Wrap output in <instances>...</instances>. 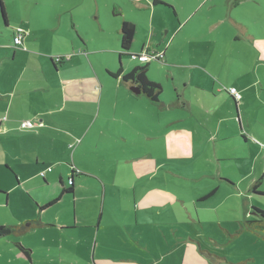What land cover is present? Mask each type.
Here are the masks:
<instances>
[{"label":"rangeland","instance_id":"rangeland-1","mask_svg":"<svg viewBox=\"0 0 264 264\" xmlns=\"http://www.w3.org/2000/svg\"><path fill=\"white\" fill-rule=\"evenodd\" d=\"M134 1L141 0H5L9 26H6L4 22L0 7V29L3 31L0 33V45H11L13 30L21 28L28 36L31 30L42 28L45 34L38 37L29 50H39L40 48L46 52L55 53L61 42L59 32L65 29L66 22H69L73 31L77 29V27L76 29L72 27L73 16H75L78 26H82L85 20H92L96 23L103 20V26L105 25L107 29L110 28L111 21H116L118 25L122 19L134 21L136 39L133 51L138 52L143 45H147L151 50H158L160 59L151 60L148 75L151 81L163 86L162 101H164L165 108L152 103L145 96L135 99L134 104L129 98L123 97L122 100L127 103L123 110L132 104L142 116L141 119H137L126 128L128 132H131L130 126H133L139 131L136 135L140 137L136 138L137 142L117 139L118 135L111 132L107 125L101 121L108 134L107 145H114L117 142L123 146L114 145L110 149L100 150L104 143L100 146L93 145L90 142L91 133L86 137L84 144H80V139L74 135V139H67L61 134L58 138L62 144H66L67 149L64 145L57 146L56 149L60 153L57 154V158L66 159L63 157L65 151L73 154L78 150L76 156L79 160L76 163L96 172L103 178H108L111 175L109 164L114 162L112 160L116 158L115 156L137 158L138 163H146L148 160L156 161V169L150 170V173L148 172L140 179L144 182L142 186L162 187L163 195L167 198L171 197L172 202L158 213L151 215L149 221L156 219V222L162 223L164 213L169 215V218L172 219L170 222L173 224H163L161 228L160 224L154 221L155 225L151 226L152 228L146 227L147 231L151 232L153 240L150 244L151 248H148L146 253V256L152 259L150 261L162 256L160 252L167 251V247L177 246L175 251L171 250V254L162 261L158 260L157 264H264V232L257 233L249 230L246 226L249 218H256V214L252 210L253 207L264 209V178L256 191L252 189L253 180L261 175L264 176V144L261 140L254 139L258 141V144L248 142V144L238 147L237 140L224 139V136L229 135V131L232 130L231 121L225 118L221 125V121L219 122L210 115V109H213L214 105L210 108L211 103L209 106V102H206L210 96L202 91L210 78L224 89L229 88L231 84L238 86L240 90L248 87L250 89L247 92L249 101L244 102L246 104L243 105V117L245 121L250 120V125L243 124V128L246 126L248 128L244 129L243 135L251 138L255 132V135L261 138L254 122L255 117L264 121V97L262 94L259 95L255 86L260 82L264 84L263 63L260 68H257V64L260 62L258 49L245 35L236 41L232 36L236 32V28H231L227 21H222L223 25H218V30H220L222 38L229 41L218 44L216 40L218 35L215 32L212 40L214 55L210 57V49L206 46L209 44L210 35L209 31L204 34V30L209 29L211 18L217 15L221 16L220 18H226L224 16L226 6L220 2L221 5L216 6L215 10H211L209 6L191 19L192 12H196L195 8L201 6V0H173L174 5L182 9L179 14L181 21L183 22L187 18L188 22V25L179 31L181 26L178 25L177 18L173 14L172 5L168 7L164 3L165 5L160 4L153 7L154 0H148L150 3L147 6L148 9H143L146 6L141 8ZM238 2L243 5L235 11V16L247 23L253 22L254 26L250 31L256 32L257 36H264V0H249L248 2L247 0H238ZM61 16L64 22L62 28L49 29L47 27L50 23L58 22ZM135 16L137 18H134ZM107 29L105 28V33H107ZM53 33L55 42L51 38ZM172 39H174V43H171ZM111 40L114 41V38ZM166 48L167 53L165 54ZM205 51L207 52L206 56L204 55ZM1 60L4 62L0 63V83L13 85L17 79L15 72L21 69L20 64L17 62L18 60L15 61L11 57ZM97 61L100 63L99 59ZM126 66L127 70H130L132 64H126ZM192 66L197 67L193 68ZM252 84L254 87L250 86ZM176 88L180 93L183 91L188 96H192L190 100H187L185 107L182 105L183 102L177 104L174 98ZM193 96H198L201 105L195 102ZM245 97L246 94H244ZM1 103L3 104L0 100ZM112 110H116L114 105L111 107ZM118 111L120 112V109ZM221 114L225 116L222 112ZM0 116L4 120L9 118L3 105L0 107ZM51 118L55 121L53 117ZM220 126L221 128H219ZM225 126L230 129L227 130ZM18 128L28 133L22 132L8 140L4 138V142L0 141V190L8 194L6 202V196L0 193V225H18L29 220H37V217L42 218L45 211L48 219L55 218L63 210L64 205L61 203L60 206H57L59 204L57 203L42 210V205L35 202L36 196L42 198V187L35 188L33 193L26 184L20 182L16 188L14 175L7 168L8 164L5 163V154L8 152L12 156V153L5 149V143L9 149L13 150L24 148L22 145L12 146L13 139L18 140L25 136L32 143L38 142L36 130H24L20 127V123ZM119 128V125L116 124L118 132ZM235 131L239 132L240 130L236 128ZM64 134L68 135L65 131ZM92 146L96 149L90 148ZM243 148H247V150L244 151ZM29 149V151L23 150H27L26 152L32 157H35V153L42 155L43 149L39 146L35 148L30 144ZM248 151L253 158L251 162L249 159H243L247 158ZM236 152H240V154ZM70 162L68 159L67 164ZM9 164L14 167V170H18L23 178L36 173L38 178H34L28 185L39 186L42 179L39 175L42 169L40 166L35 167L33 160H29L27 156L19 155L14 157ZM51 164L55 174L61 171V164L57 166L52 162ZM121 167L124 168H121V176H126L122 179L133 180L129 166L121 165ZM73 170L79 171L76 165ZM220 173L233 179L236 187L222 183ZM54 190L56 191L55 188ZM125 190L122 189L120 195L122 202H127L123 192ZM29 191L33 195H29ZM52 191L51 188L47 192L51 193ZM114 191L112 190L115 196ZM127 191L131 192L129 189ZM110 192L109 188L108 194ZM206 196L208 197L205 198ZM91 203L90 200L82 199L78 204H85L88 208L94 209L95 206ZM107 207H109L108 204ZM128 207L129 203H126V208ZM139 214L144 216L145 211H139ZM197 214H200L201 222L197 220ZM115 230L117 231V229ZM59 231V227L56 229L40 226L23 235L14 234L4 237L0 241V264H31L25 258L24 252L15 246L14 240L29 245L26 246L30 250L31 247H34L31 256L35 260L32 264H49L48 261H42V256H45V251L42 252V244H58ZM168 231L170 232L169 241L164 236V232ZM119 237L123 239L121 236ZM182 238L185 240L183 243ZM69 244L65 248L68 257L71 253L77 258H82L78 264H87L88 261L85 260L88 257L91 258V252L83 246L85 244L70 242ZM122 246L123 243L115 245L117 249L126 252ZM128 252L135 253L136 249H131ZM112 253L115 252L112 250L110 254Z\"/></svg>","mask_w":264,"mask_h":264},{"label":"crops","instance_id":"crops-1","mask_svg":"<svg viewBox=\"0 0 264 264\" xmlns=\"http://www.w3.org/2000/svg\"><path fill=\"white\" fill-rule=\"evenodd\" d=\"M172 1L173 0H154L153 7H157V5L160 4L165 5L164 3H166L168 7L172 5L173 14L177 18L178 25L181 26L179 29L180 31L188 25L187 18L183 22L181 21L179 14L182 9L174 5ZM233 1L234 3L232 4V0H201V6L195 8L196 12H192L191 19L209 6L211 10H215L216 6L221 5L220 3L225 4L224 16H226V18H220L221 16L219 15L211 18L212 22L209 29L204 30V34L209 31L210 35L209 44L206 45L210 49V57L214 55V44L212 40L215 32H217L218 35L216 39L218 44L229 41L228 39L222 38L220 30H218L219 28L217 27L218 25H223L222 21H227L231 28H236L235 34L232 35L236 41H239L245 35L255 44L260 59L257 68H260L262 63L264 66V36H257L256 32L250 31L254 26L253 22L250 24L244 20H239V18L235 16V11L243 4H240L238 0ZM248 1L249 0H247V2ZM3 2L6 10L5 0H3ZM134 2L141 8L146 6V8L143 9H148L147 6L150 4L148 0ZM134 18H137V16ZM91 21L85 20L82 26H78L75 16H73L72 27L75 29L77 27L75 30L76 32L70 28L69 22H66L65 29H63L64 31L62 30L59 32V39L61 42L55 53H49L40 48L39 50H29V47H32L34 41L45 34L42 28L31 30L28 36L24 33L22 43L18 46L14 45L15 30H13L11 45H0V58L5 59L6 57H11L15 61L18 60L17 62L20 64L21 68L18 72H15V74H17V79L13 85L0 83V100L3 102V104H0V107L1 105L5 107L9 117L4 120L2 116H0V137H3L0 138V141L4 142V138L8 140L15 136V134L20 135L22 132L28 133L18 128L19 123L21 127V123L25 120H38L44 123V126L32 129L37 131V143L30 142L25 136L18 140L13 139L11 142L12 146L22 145L24 147L15 148L13 149L14 151L9 149L7 143H5V149H8V151L12 153V156H27L29 160L34 161L35 167L40 166L42 169L41 173L45 172L44 176H42V174L39 175L42 178L39 182V186L28 185L34 178H38L36 173H33V175L27 178H23L18 170L13 169L14 167L9 163H11L14 157L9 155L8 152L5 154V163L8 164H6L7 168H9L14 175V181L16 182L15 186L22 182L26 184L28 189L33 193L35 188L42 187V198L41 196H36V200L33 198L37 204L42 205V210L52 207L57 203H59L57 206H60L61 203L64 204L63 210L59 212L58 216L55 218L48 219L45 211L44 214H42V218L37 217V220H29L18 225L6 224V226L15 229L16 232L0 235V241H2L4 237L13 236L14 234H26L40 226L43 228L56 229L59 227L58 244H42V252L45 251V253L43 252L45 256H42V261H48L50 262L49 264H54L55 262L58 264H68L69 262V264H78V262L82 260V258H77L71 253L69 254L70 257H68L65 253V248L69 242L72 244H85L83 246L91 252V258L88 257L85 260L88 261L87 264H154L155 262L157 264L158 260L162 261L167 255H170L171 250L172 252L175 251L177 246L167 247L166 249L168 250L161 251L160 253L162 256H158V258H155L153 261H150L152 259L146 256L147 250L151 248L150 244L153 241L151 232L147 231L146 227L154 226V221L160 224L161 228L163 224H173L170 222L172 219L169 218V215L164 213V220L162 223L156 222V219H154V221H149L151 215L158 213L163 207L172 202V199H170L171 197L167 198L163 195L161 191V189H163L162 187L142 186L144 182L140 179L148 172L150 173V170L156 169V161L148 160L146 163H138V160H136L137 158H118V156H115L116 158L112 160L114 162L109 164L111 166V175L108 178H103L96 172L76 163L79 160L76 156L78 150L73 154L65 151V156L63 157L66 159L61 157L57 158V154H60L56 149L57 146L64 145L67 149L66 144H62L58 138L61 134L67 139H74V135L80 139V144H84L86 137L91 133L90 142L93 145L96 144L100 146L104 143L100 150L106 148L110 149L114 145L123 146L117 142H115L114 145H107L106 139H108V134L106 129L102 126L101 121L107 125L111 132L118 135L117 139L122 138L129 142H137L136 138H140L136 136L139 131H137L135 127L130 126L131 132H128L126 128L137 119H141L142 116L132 104L125 108L126 110H123L127 103L122 100L123 97H126L134 104L135 99L137 100V98L142 96L147 97L141 91L137 93L133 90V88L138 87L137 83L124 79V75L128 74L134 67L143 64V62L138 59H133L126 55L122 56L124 52L121 48L120 29L124 21L130 20L122 19L119 25L116 21H111L109 23V29H107L105 25L103 26V20H99L97 23ZM4 22L6 26H9L7 10ZM130 22L135 24L134 21ZM146 23H149V21H146ZM28 25L31 26L30 23H28ZM63 26L64 22L62 16L58 22L47 25L49 29L62 28ZM104 27L107 29V33H105ZM0 33H3L1 29ZM198 34L200 33L198 32ZM51 38L52 41L55 42L54 33ZM112 38H114V41L111 40ZM134 42L128 54L140 53L143 49L151 50L147 45H143L139 48L138 52L133 51ZM171 43H174V39L171 40ZM94 44L96 45L94 46ZM205 50H207L206 47ZM151 51L157 52L158 50ZM166 51L167 48L164 51L165 54L167 53ZM206 54L207 52L205 51L204 55L206 56ZM60 57L61 60H58ZM1 59L0 63H3L4 61ZM97 59H99L100 63ZM47 62H49V65H47ZM130 63L132 67L130 70H127L126 64ZM192 67L195 68L197 66ZM211 79L212 78L208 80V83L204 86L202 91L210 96V99L206 101L209 102V106L211 103L210 108L214 105V108L210 109V115L215 117L219 122L221 121V125L225 118L231 121L230 125L232 130L229 131V135L226 134L224 136V139L237 140L238 142H236V144L238 147L248 144V142L258 144V141L254 139L261 140L264 144V121L258 117H255L254 122L257 125V133L261 135V138L257 137L255 132H253L252 135L253 139L252 137L249 138L243 135L244 129H248L247 126L243 128V124L246 123L250 125V120L245 121L243 117V105L246 104L244 102L249 101L247 92L250 89L245 87L240 90L238 86L231 84L229 88L235 87L242 95L239 100H236L235 97L230 94L229 88L224 89L217 85L214 79ZM250 86L254 87V84ZM255 86L259 95L261 96L262 94L264 97V84L260 82ZM175 92L176 96L174 98L177 104L183 102L182 105L185 107L188 102L187 100H190L192 96H188L183 91L180 93L177 88ZM163 93L164 91L162 90L159 102H153L148 97L147 98L152 103L158 104L159 107L165 108L164 101H162ZM244 94H246L245 98ZM193 97L195 102L201 105L198 96ZM113 105L116 107L115 111H111ZM118 109H120V112ZM221 112L225 114V116H223ZM127 115L128 117H126ZM51 117H53L55 121H53ZM116 124L120 127L119 132L116 129ZM57 125L63 126L58 127ZM219 128H221V126ZM226 128L227 130L230 129L228 127ZM236 128L240 131L236 132ZM64 131L68 135H65ZM30 144L34 145L35 148H37V146L41 147L43 149L42 155L35 153V157H32L31 154H28L26 151L30 150ZM90 148L96 149L94 146ZM247 148H243L244 151L247 150ZM23 149L27 150L24 151ZM122 153H124V151H122ZM236 153L240 154V152ZM103 155L106 156L105 154ZM68 159H70L71 162L67 164ZM139 159H141V157H139ZM243 159H249L250 162L253 160L249 151L247 158ZM51 162L55 164V166L61 164V171L55 174ZM75 165L79 171L73 170ZM121 165L129 166V172L133 180L129 181L122 179V177L126 176H121V168L124 169ZM48 168H52L51 171H49ZM219 176L222 183H225L227 186L236 187L234 180L228 175L220 173ZM71 178L73 180L72 183H70ZM262 178H264L263 175L253 180L252 189L256 183H258L257 189L259 188ZM17 187L18 186H16V188ZM51 188L53 191L48 193L47 191ZM69 188H72V190H67ZM109 188L111 192L108 194ZM113 188L116 189V191H114ZM122 189L131 190V192H126V190L123 191L127 202H122V197H120ZM112 190L116 194L115 196ZM30 191L29 195H33ZM138 191L140 192L138 193ZM0 193L6 196L5 201L7 202L8 194L3 190H0ZM207 197L208 196L205 198ZM82 199L92 201L91 204L94 205L95 208L92 209L85 206V204H78ZM126 203H129L128 208H126ZM107 204L110 208L107 207ZM157 209L159 210L155 211ZM139 211H145V215L141 216ZM197 215V220L201 222L200 214ZM115 229H117V231ZM119 236L123 239H120ZM164 236L169 241L168 237L170 236V232H164ZM112 240L114 241L111 242ZM181 240L182 243L185 241L183 238ZM14 241L15 246L20 248L26 255L25 258L29 261L28 263L32 264L35 260L33 256H31L34 247H31L30 250L27 248L29 245L18 240ZM122 243V247L126 252L115 247V245H122ZM131 249H136V252H128L131 251ZM112 250L115 253L110 254Z\"/></svg>","mask_w":264,"mask_h":264},{"label":"trees","instance_id":"trees-1","mask_svg":"<svg viewBox=\"0 0 264 264\" xmlns=\"http://www.w3.org/2000/svg\"><path fill=\"white\" fill-rule=\"evenodd\" d=\"M0 5L3 17L6 19V10L3 0H0ZM120 33L121 48L124 52L122 53V56H130V58L133 59H138L139 55L142 53H147L152 56L153 51L149 49H143L140 53L136 54H128L132 48L136 34V26L134 23L130 21H124L121 26ZM156 53L157 52H154V54ZM152 59L159 60L160 57H153ZM152 59L148 61H141L143 64L134 67L128 74L124 75V79L137 83L141 92L145 94L151 101L159 102L160 95L162 94V86L159 83L151 81L148 77V68ZM257 186L258 183L254 185L253 189L256 190ZM67 190H72V188ZM252 210L256 214V218H249V220L246 222L247 228L257 233L264 232V209L253 207ZM13 232H16V230L6 225H0V235H7Z\"/></svg>","mask_w":264,"mask_h":264},{"label":"built area","instance_id":"built-area-1","mask_svg":"<svg viewBox=\"0 0 264 264\" xmlns=\"http://www.w3.org/2000/svg\"><path fill=\"white\" fill-rule=\"evenodd\" d=\"M23 37H24V32L22 31L21 28H18L17 30H15V32H14V45L18 46L19 44H21ZM153 57H160L159 53L154 54V52H152V56H150L147 53H142L141 55H139L138 59L140 61H148V60L152 59ZM58 60H61V57L58 58ZM228 90H229L230 94L235 97L236 100H239L241 98L240 93L238 92V90L235 87H230ZM42 126H44V123L42 121H38V120H25L21 123L22 129H35V128L42 127ZM51 169L52 168H48L49 171H51ZM41 174H42V176H44L45 172H42Z\"/></svg>","mask_w":264,"mask_h":264},{"label":"water","instance_id":"water-1","mask_svg":"<svg viewBox=\"0 0 264 264\" xmlns=\"http://www.w3.org/2000/svg\"><path fill=\"white\" fill-rule=\"evenodd\" d=\"M133 90L136 91L137 93H140V91H141L138 87L133 88ZM71 180H72V178H71Z\"/></svg>","mask_w":264,"mask_h":264},{"label":"flooded vegetation","instance_id":"flooded-vegetation-1","mask_svg":"<svg viewBox=\"0 0 264 264\" xmlns=\"http://www.w3.org/2000/svg\"><path fill=\"white\" fill-rule=\"evenodd\" d=\"M72 182H73V180L70 179V183H72Z\"/></svg>","mask_w":264,"mask_h":264}]
</instances>
